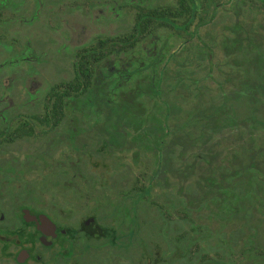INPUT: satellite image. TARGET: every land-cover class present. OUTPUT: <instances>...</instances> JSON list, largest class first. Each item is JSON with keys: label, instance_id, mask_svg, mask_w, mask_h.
Instances as JSON below:
<instances>
[{"label": "rangeland", "instance_id": "374dc122", "mask_svg": "<svg viewBox=\"0 0 264 264\" xmlns=\"http://www.w3.org/2000/svg\"><path fill=\"white\" fill-rule=\"evenodd\" d=\"M0 1V115L43 114L45 92L73 76L78 49L100 37L129 32L136 13L133 2L145 8L172 3ZM197 1L201 7L189 31L156 26L96 64L86 99L67 98L64 110L70 118L63 127L71 130L78 123L83 131V208H92L91 196L103 194L107 182L118 191L139 179L151 185L148 194L157 201L192 199L194 205L187 187L195 191L204 177L237 168L246 154L244 145L253 147L247 153L255 152L258 163L264 161L258 152L264 151V126L253 127L251 119L233 121L230 108L223 105L225 96L235 98L242 91L248 105L259 96L264 101L258 79L264 70V0ZM188 35L192 38L184 43ZM110 136L114 142L103 147ZM41 143L30 138L7 144V151L18 153L27 166V154ZM63 149L61 144L53 156L72 151L69 145ZM104 160L112 168L111 181L90 164ZM106 192L114 198L110 188ZM143 208L138 206L141 214ZM146 208L159 224L155 208Z\"/></svg>", "mask_w": 264, "mask_h": 264}, {"label": "flooded vegetation", "instance_id": "af4514ba", "mask_svg": "<svg viewBox=\"0 0 264 264\" xmlns=\"http://www.w3.org/2000/svg\"><path fill=\"white\" fill-rule=\"evenodd\" d=\"M169 1L172 3L153 8L133 2L135 17L138 11L157 10L158 27L189 31L201 4L197 0ZM191 38L188 35L184 43ZM54 85L45 92L43 114L0 115V264H195L194 244L186 245L191 248L187 258L181 249L185 246L177 238L178 227L173 225L178 218L179 202L157 201L148 194L149 183L139 179L117 191L113 183L107 182L103 194L95 191L91 196L92 208H83V131L78 123L71 125V130L63 127L70 118L64 110L67 97L60 114L46 113L51 111V96L58 95L51 91ZM30 138L42 140V146L31 149L24 159L25 166L18 153L7 151V144ZM112 142L114 137L110 136L101 145L110 146ZM61 144L64 149L69 145L71 153L53 156ZM101 150L96 147V152ZM90 164L100 177L105 175L106 181L113 180L107 161ZM33 171L36 174L31 176ZM108 188L114 198L107 194ZM147 205L157 211L159 224L147 216ZM138 206L144 207L142 214Z\"/></svg>", "mask_w": 264, "mask_h": 264}, {"label": "trees", "instance_id": "16d2710c", "mask_svg": "<svg viewBox=\"0 0 264 264\" xmlns=\"http://www.w3.org/2000/svg\"><path fill=\"white\" fill-rule=\"evenodd\" d=\"M158 18L157 10L138 11L129 32L100 37L78 49L73 76L51 88L58 95L51 96V111L46 113L60 114L64 97L86 99L94 83L96 64L149 34L157 26ZM258 79L264 93V70H259ZM245 94L242 91L235 98L224 97L223 105L230 108V117L237 122L251 119L255 128L264 126V101L259 96L254 105H248ZM252 148L243 146L242 152L246 154L237 168L235 165L223 174L219 172L218 177L212 172L213 179L204 177L205 183L195 191L187 187L186 194L195 198V204L192 199L181 200L177 207L178 218L173 224L178 227L177 238L184 244L181 249L187 258L191 248L186 245L194 244L195 264H264V161L258 163L255 152L247 153ZM258 152L264 159V151Z\"/></svg>", "mask_w": 264, "mask_h": 264}]
</instances>
